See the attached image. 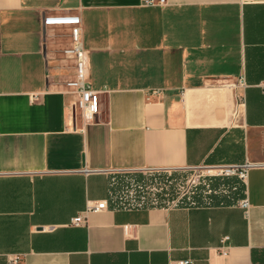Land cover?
I'll use <instances>...</instances> for the list:
<instances>
[{
  "label": "crops",
  "instance_id": "1",
  "mask_svg": "<svg viewBox=\"0 0 264 264\" xmlns=\"http://www.w3.org/2000/svg\"><path fill=\"white\" fill-rule=\"evenodd\" d=\"M54 16L80 19L100 97L82 129L63 94L70 28L42 24ZM245 165V182L214 177L201 205L109 201L113 173ZM98 202L107 211L69 224ZM252 250L264 251V0H0V264H252Z\"/></svg>",
  "mask_w": 264,
  "mask_h": 264
},
{
  "label": "built area",
  "instance_id": "2",
  "mask_svg": "<svg viewBox=\"0 0 264 264\" xmlns=\"http://www.w3.org/2000/svg\"><path fill=\"white\" fill-rule=\"evenodd\" d=\"M141 6L144 8L149 7H163L165 6L166 0H140ZM59 22H66V27L70 28L71 45L64 51V56L68 60L73 61L74 73L72 78L65 83V91L63 94L70 96L71 101V112L74 119H78L80 123V129L92 125L96 122L97 117L100 113V97L99 93L93 91L91 85L86 82L89 62L87 58V52L83 50L81 43L80 34V19L74 16L61 17L54 16L48 17L43 21V26L55 27L62 26ZM234 87L244 88L242 79L238 80L237 85ZM250 165L243 167H232V168H217L215 170H207L208 174H212V177H233L236 176L240 182H245L248 169ZM239 208L246 215L249 210V204L246 200H242L238 203ZM107 204L105 202H98L87 206L84 212L71 220L69 224L72 227L86 226V216L91 213H101L107 211ZM228 239H223L222 243H225ZM224 255L225 252H222ZM19 258H14L9 264H16ZM178 264H191L189 261Z\"/></svg>",
  "mask_w": 264,
  "mask_h": 264
},
{
  "label": "rangeland",
  "instance_id": "3",
  "mask_svg": "<svg viewBox=\"0 0 264 264\" xmlns=\"http://www.w3.org/2000/svg\"><path fill=\"white\" fill-rule=\"evenodd\" d=\"M207 170L113 173L109 201L115 207H170L194 203L209 191Z\"/></svg>",
  "mask_w": 264,
  "mask_h": 264
},
{
  "label": "trees",
  "instance_id": "4",
  "mask_svg": "<svg viewBox=\"0 0 264 264\" xmlns=\"http://www.w3.org/2000/svg\"><path fill=\"white\" fill-rule=\"evenodd\" d=\"M200 200L201 199L198 198L194 203H189L186 205H190V204L191 205L192 204L201 205L202 202H200ZM186 205H183V206H186ZM113 207H115V206H113ZM251 252H252V264H264V251L252 250Z\"/></svg>",
  "mask_w": 264,
  "mask_h": 264
},
{
  "label": "bare ground",
  "instance_id": "5",
  "mask_svg": "<svg viewBox=\"0 0 264 264\" xmlns=\"http://www.w3.org/2000/svg\"><path fill=\"white\" fill-rule=\"evenodd\" d=\"M59 25H62V26H66V25H68L66 22H59Z\"/></svg>",
  "mask_w": 264,
  "mask_h": 264
}]
</instances>
